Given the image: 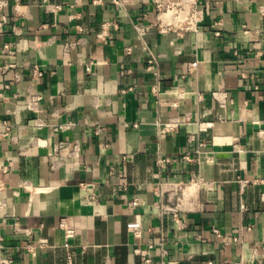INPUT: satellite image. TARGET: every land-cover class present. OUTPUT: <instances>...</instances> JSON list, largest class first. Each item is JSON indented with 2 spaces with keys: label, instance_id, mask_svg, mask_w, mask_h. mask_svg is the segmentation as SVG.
<instances>
[{
  "label": "crops",
  "instance_id": "crops-1",
  "mask_svg": "<svg viewBox=\"0 0 264 264\" xmlns=\"http://www.w3.org/2000/svg\"><path fill=\"white\" fill-rule=\"evenodd\" d=\"M172 1L0 0V264H264V0Z\"/></svg>",
  "mask_w": 264,
  "mask_h": 264
},
{
  "label": "built area",
  "instance_id": "built-area-1",
  "mask_svg": "<svg viewBox=\"0 0 264 264\" xmlns=\"http://www.w3.org/2000/svg\"><path fill=\"white\" fill-rule=\"evenodd\" d=\"M201 0H176L172 2L167 3H157V10H158V19L156 23V27L162 31V32H192L197 31L200 24L202 23L204 19L203 10L200 6ZM147 28H138L139 34L143 36L146 32ZM150 68L154 65V60L149 61ZM12 67V66H8ZM5 69V67L1 66L0 63V74L1 71ZM88 71H90V68H88ZM4 100V94L2 92V87L0 83V101ZM182 123L179 120H172L168 123H166L161 128V134H168L180 127ZM35 126L40 127L42 126V123L40 120L36 121ZM1 127V126H0ZM6 132L5 134H2L6 136L10 132V127L5 125ZM203 146V144H201ZM187 160H192L190 156L185 157ZM169 161V160H164ZM6 168H3V171H5ZM187 189V186L182 183H174L169 182L167 184H161L160 185V191H159V204L161 205V209L164 214H171L174 216V218L177 219V221L180 223L179 217H180V208L179 205L174 203L175 197H178L180 194H183L185 190ZM169 195V201H164L165 197L164 195ZM161 198H164L161 200ZM140 202L138 199H134L129 202V206L132 208H136L139 206ZM182 226V223H180ZM63 229L65 230V236L66 239L69 240L75 235L74 229H72L70 226L67 225L65 220L62 223ZM141 232L140 226L135 227V234L139 235ZM214 232L218 235H220L219 230L215 229ZM68 246V244H66ZM146 262H150L149 259L146 260Z\"/></svg>",
  "mask_w": 264,
  "mask_h": 264
}]
</instances>
